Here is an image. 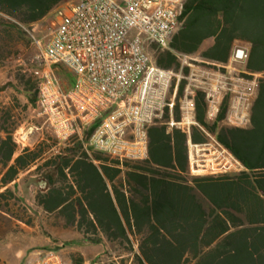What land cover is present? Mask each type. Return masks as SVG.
Instances as JSON below:
<instances>
[{
	"label": "trees",
	"instance_id": "trees-1",
	"mask_svg": "<svg viewBox=\"0 0 264 264\" xmlns=\"http://www.w3.org/2000/svg\"><path fill=\"white\" fill-rule=\"evenodd\" d=\"M66 1L0 0V35L15 32L23 38V27L42 21ZM179 21L168 49L153 46L159 68L178 71V55L198 53L205 61L227 64L236 44L248 49L244 76L257 78L248 128L219 125L227 115L228 97L215 121L207 123L205 95L195 96L197 122L244 170L192 175L188 140L203 144L207 137L196 127L189 135L169 128L168 110L147 128L143 161L120 163L94 150L89 155L75 137L48 157L47 141L19 152L4 130L0 189L5 191L0 197L25 206L20 190L39 187L37 179H43L47 186L34 196L35 208H25L53 220L56 231L77 234L74 241L46 250L98 246L101 252L92 264H264V0H186ZM210 39L213 44L201 51ZM185 84L178 86L175 121L180 120ZM32 88L34 83L25 85L24 94L35 109L38 89L31 96ZM24 174L29 176L21 185ZM9 212L5 217L24 221ZM68 263L84 264L85 258L82 253L69 255Z\"/></svg>",
	"mask_w": 264,
	"mask_h": 264
},
{
	"label": "built area",
	"instance_id": "built-area-1",
	"mask_svg": "<svg viewBox=\"0 0 264 264\" xmlns=\"http://www.w3.org/2000/svg\"><path fill=\"white\" fill-rule=\"evenodd\" d=\"M185 1L68 0L52 12L41 58L49 66L65 67L75 81L64 89L50 71L43 72L34 110L60 141L75 137L89 155L94 150L120 163L143 161L148 153L147 128L162 120L165 110L172 115L181 81L186 86L179 101L180 120L171 118L169 128L178 127L189 135L192 127L199 126L194 90L204 93L212 116L219 112L222 93H231L230 122H247L245 113L257 89L255 82L252 87L240 83L248 87L236 90L224 74L195 68L186 60L178 71L159 68L148 52L151 46L168 49L181 25ZM247 58L248 50L241 48L234 51L231 61L246 62ZM185 68H190L186 74ZM188 149L192 175L244 170L212 134L203 144L189 141ZM22 264L69 263L58 252L44 250Z\"/></svg>",
	"mask_w": 264,
	"mask_h": 264
},
{
	"label": "rangeland",
	"instance_id": "rangeland-1",
	"mask_svg": "<svg viewBox=\"0 0 264 264\" xmlns=\"http://www.w3.org/2000/svg\"><path fill=\"white\" fill-rule=\"evenodd\" d=\"M51 22L52 14L36 24L23 27V31L26 33L23 38L15 32L8 36L0 35V138L5 137L4 130L11 133L19 152L24 148L34 149L40 142L47 141L50 149L45 157L56 154L60 147H63L67 142L60 141L44 119L37 116L29 98L24 94V86L34 83V88L30 91L33 96L37 93L42 73L46 71H50L64 89L71 88L75 81L74 75L65 67L49 66L41 58ZM33 37L39 41V44L34 42ZM207 48L208 46H203L201 51ZM241 48L246 47L243 44H236L231 56L235 50ZM156 50V47L153 46L148 49L153 61H155ZM184 57L186 58L184 59ZM185 60L195 68H207L214 73L224 74L230 78V87L236 90H239L240 83H246L252 87L255 82L257 87L256 77L250 79L244 76L245 63L242 61L232 62L230 57L226 66H216L206 64L200 57V53L193 56L178 55L180 64ZM231 96H233L231 93L227 94L229 106ZM23 137H25L24 142H22ZM1 173L2 168L0 167ZM28 176L29 174L21 176L19 183L22 185ZM37 180L40 184L39 187L32 186L27 192L24 191V188L20 190V195L24 198V205L29 209L35 208L33 199L36 193L47 186L45 180L39 178ZM41 183H45V185H41ZM4 191L5 189H0V195ZM25 206L19 205L14 200L7 202L6 198L0 197V264H22L27 259H35L47 247H62L63 242L74 241L75 237L77 238L74 231L73 233L71 231H56L54 228L56 223L53 220H49L43 214L37 217ZM7 211H10L9 213L13 216L18 215L25 222L5 217L4 214ZM54 239H57V242ZM59 251L67 263L69 255L78 257L79 253H82L85 258L84 264H92V259L100 254L101 248L88 244H76L63 247Z\"/></svg>",
	"mask_w": 264,
	"mask_h": 264
},
{
	"label": "crops",
	"instance_id": "crops-1",
	"mask_svg": "<svg viewBox=\"0 0 264 264\" xmlns=\"http://www.w3.org/2000/svg\"><path fill=\"white\" fill-rule=\"evenodd\" d=\"M213 44V39H210V40H208V41H206L203 45H202V47L203 46H211ZM152 47V46H151ZM247 49V48H246ZM248 50V49H247ZM206 64H213V65H216V66H226V64H215V63H212V62H208V61H205V60H203ZM245 63V62H244ZM243 73H245V71H243ZM229 80V79H228ZM215 82V81H214ZM230 84V83H229ZM174 86H175V84H174ZM186 86V85H185ZM248 86L247 85H245V84H242V85H240V88H247ZM197 92H200V91H198V90H194L193 92H192V98L194 99V101H195V96H196V93ZM227 94L228 93H222V95H221V98H220V102H219V111H220V109H221V106H222V103H223V101H224V99H225V97H227ZM184 96V92H183V95L180 97V99H179V101L182 99V97ZM255 96H256V91H255V94H254V97L252 98V100H251V104H250V106L248 107V109L246 110V115H247V122L246 123H244L243 125H237V124H232L230 121L232 120V114H231V111L229 110V108H228V110H227V115H226V118L224 119V120H222L221 122H219V125L220 126H232V127H239V128H248L249 127V125H250V110H251V105H252V102H253V100H254V98H255ZM195 109H196V105H195ZM219 113V112H218ZM218 113L216 114V116H212V115H210L209 113H208V110H207V103H206V121H207V123H213L214 121H215V119H216V117H217V115H218ZM171 118L173 119V115H171L170 114V120H171ZM197 121V120H196ZM198 123V122H197ZM198 125H199V123H198ZM194 127H196V128H200L204 133H205V135H206V137H207V135L208 134H211V133H209L208 131H206L204 128H202L200 125L199 126H194ZM193 128V127H192ZM191 128V129H192ZM190 141V139L188 140V142ZM16 182H18V180L16 181ZM41 185H43L42 183H41ZM45 185V184H44ZM73 250H77V249H73Z\"/></svg>",
	"mask_w": 264,
	"mask_h": 264
},
{
	"label": "water",
	"instance_id": "water-1",
	"mask_svg": "<svg viewBox=\"0 0 264 264\" xmlns=\"http://www.w3.org/2000/svg\"><path fill=\"white\" fill-rule=\"evenodd\" d=\"M42 184H45V183H42Z\"/></svg>",
	"mask_w": 264,
	"mask_h": 264
}]
</instances>
